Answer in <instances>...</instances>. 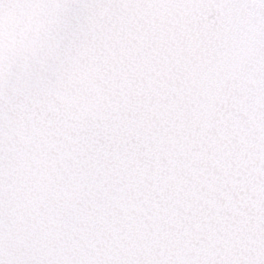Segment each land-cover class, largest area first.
<instances>
[{"label": "snow or ice", "instance_id": "obj_1", "mask_svg": "<svg viewBox=\"0 0 264 264\" xmlns=\"http://www.w3.org/2000/svg\"><path fill=\"white\" fill-rule=\"evenodd\" d=\"M0 264H264V0H0Z\"/></svg>", "mask_w": 264, "mask_h": 264}]
</instances>
